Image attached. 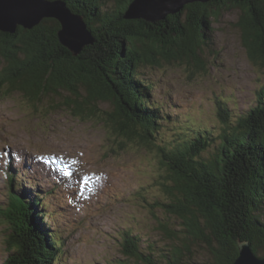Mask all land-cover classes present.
<instances>
[{
	"label": "trees",
	"instance_id": "16d2710c",
	"mask_svg": "<svg viewBox=\"0 0 264 264\" xmlns=\"http://www.w3.org/2000/svg\"><path fill=\"white\" fill-rule=\"evenodd\" d=\"M63 1L83 17L95 42L74 57L59 44L60 26L54 19H44L29 31L19 27L14 34L0 32V92L17 93L29 104L46 96L60 99L68 92L75 97L66 102L73 114L84 118L99 112L123 141L155 152L170 180L167 192L172 199L170 205L157 206L181 219V233L204 243L214 264H232L243 243L264 259L257 255L264 246V0L188 4L153 23L124 18L133 0H114L112 6L106 5L107 0ZM223 8L240 12L242 46L249 61L262 70L255 104L230 121L223 101L217 103L224 133L213 147L212 134L205 130L180 131L177 139L164 141L161 129L169 116H163L160 104L150 102L151 84L136 76L135 69L156 63V55L164 62L176 57L199 65V51L212 43L210 19H217ZM103 103L113 112L99 111L97 106ZM208 149L210 158H204ZM6 180L15 188L7 206L0 208L9 253L3 264H58L62 242L45 222L50 215L39 210L44 201L16 193L18 172H7ZM26 205L30 211H24ZM164 229L167 239L176 237ZM122 237L126 258L159 264L160 259L141 250L138 236L126 231ZM171 254L170 259L162 256L167 264H182V249L176 247Z\"/></svg>",
	"mask_w": 264,
	"mask_h": 264
},
{
	"label": "rangeland",
	"instance_id": "374dc122",
	"mask_svg": "<svg viewBox=\"0 0 264 264\" xmlns=\"http://www.w3.org/2000/svg\"><path fill=\"white\" fill-rule=\"evenodd\" d=\"M106 3L112 6L114 0ZM231 9L223 8L217 19H210L212 43L199 51V65L176 57L164 62L156 55V63L135 69L136 76L151 84L150 102L160 104L163 116H169L171 122L161 129L164 141L177 139L180 131L205 130L212 134L213 147L224 133L217 103L223 101L230 121L254 106L262 70L247 58L237 24L240 12ZM74 98L64 92L60 99L46 96L29 104L17 93L0 92V208L7 206L15 188L5 174L18 172L23 179L18 181V192L31 198L39 192L44 201L39 210L50 215L45 222L62 242L58 264H73L74 259L84 264L80 256L91 264H144L122 254L126 231L138 236L141 250L160 259L159 264H167L162 256L170 259L176 247L183 251L182 264H214L204 243L181 233V219L157 206L170 205L172 199L167 192L170 180L155 152L123 141L99 112L84 118L73 114L66 102ZM97 108L113 112L109 104ZM21 150L31 157L23 167ZM211 153L208 149L203 157L210 158ZM25 210L30 208L26 205ZM164 227L176 234L173 240L167 239ZM6 233L0 219V264L9 255ZM70 247L76 249V257ZM257 255H264V246Z\"/></svg>",
	"mask_w": 264,
	"mask_h": 264
},
{
	"label": "water",
	"instance_id": "95a60500",
	"mask_svg": "<svg viewBox=\"0 0 264 264\" xmlns=\"http://www.w3.org/2000/svg\"><path fill=\"white\" fill-rule=\"evenodd\" d=\"M209 1L133 0L124 18L153 23L177 14L188 4H205ZM45 18L55 19L59 23L58 40L75 57L85 46L95 42L83 17L72 13L63 0H0L1 33L14 34L17 27L31 29ZM232 264H264V259L257 258L250 247L243 243L238 245V257Z\"/></svg>",
	"mask_w": 264,
	"mask_h": 264
},
{
	"label": "clouds",
	"instance_id": "9594fccd",
	"mask_svg": "<svg viewBox=\"0 0 264 264\" xmlns=\"http://www.w3.org/2000/svg\"><path fill=\"white\" fill-rule=\"evenodd\" d=\"M20 155H21V167H23V164L27 162L29 159H31V157L29 156L28 153L24 152L23 150L20 151ZM68 250L73 255V257L77 256V252L74 247H70ZM79 259L83 260L84 264H91V260L85 259L83 256H80ZM73 264H79V260L74 259Z\"/></svg>",
	"mask_w": 264,
	"mask_h": 264
},
{
	"label": "bare ground",
	"instance_id": "6f19581e",
	"mask_svg": "<svg viewBox=\"0 0 264 264\" xmlns=\"http://www.w3.org/2000/svg\"><path fill=\"white\" fill-rule=\"evenodd\" d=\"M59 30H60V29H59ZM21 181H23V179H22V178H21ZM39 183H40V182H39ZM39 188H40V187H39ZM39 188H38V189H39ZM40 190H41V189H40ZM18 191H19V189L17 190V192H16V193H17V194H21V193H19ZM27 195H28V194H26V193H25V196H27ZM35 195H36V196H41V195H39V192H38V191L36 192V194H35ZM33 197H34V196H33ZM42 208H43V204H42ZM43 210H44V209H43ZM40 212H41V211H40ZM44 212H45V210H44ZM45 220H46V217H45ZM234 261H235V260H234ZM234 261H233V262H234Z\"/></svg>",
	"mask_w": 264,
	"mask_h": 264
}]
</instances>
